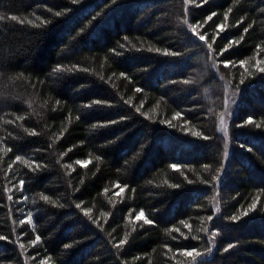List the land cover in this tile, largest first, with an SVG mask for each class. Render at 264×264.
<instances>
[{
  "label": "trees",
  "instance_id": "trees-1",
  "mask_svg": "<svg viewBox=\"0 0 264 264\" xmlns=\"http://www.w3.org/2000/svg\"><path fill=\"white\" fill-rule=\"evenodd\" d=\"M260 68L264 0H0V264H264Z\"/></svg>",
  "mask_w": 264,
  "mask_h": 264
},
{
  "label": "rangeland",
  "instance_id": "rangeland-1",
  "mask_svg": "<svg viewBox=\"0 0 264 264\" xmlns=\"http://www.w3.org/2000/svg\"><path fill=\"white\" fill-rule=\"evenodd\" d=\"M225 99H226L225 100V110L223 113L224 114L223 115L224 125H223V127L221 126V128H222L225 140H226L225 142H227V143H225L227 145V150L229 151L230 141H229L228 125H229V122H230V120H231V118H232V116H233V114L237 108V104H238V93L236 91H233L231 89L230 85L226 86V98ZM24 215H26V220L29 222V224L31 226H34L33 220H32L30 213L27 209L25 210ZM199 256L208 257V256H205L204 253H200Z\"/></svg>",
  "mask_w": 264,
  "mask_h": 264
},
{
  "label": "snow or ice",
  "instance_id": "snow-or-ice-1",
  "mask_svg": "<svg viewBox=\"0 0 264 264\" xmlns=\"http://www.w3.org/2000/svg\"><path fill=\"white\" fill-rule=\"evenodd\" d=\"M186 2H188V0H186ZM205 2H207V0H205ZM58 14H59V13H58ZM12 19H16V17H12ZM209 19H211V17H209ZM184 22H185V23H188L187 20H185ZM190 28H191V30H192V32H193L194 34H197L196 27L190 25ZM199 39H200V40H204L205 37H204L203 35H200V36H199ZM209 47H211V45H209ZM166 54H167V53H166ZM241 63L243 64L244 62H241ZM259 71L264 72V68H260ZM246 123H252V120L249 119L248 121H246ZM223 125H224V118H223V116H222V117H221V126L223 127ZM257 127H259V125H257ZM31 134H35V133L33 132V133H31ZM17 159H20V158L17 157ZM77 163H78V164H81L82 166H86L87 163H90V161H77ZM172 167L175 168L176 166L173 165ZM121 191H123V189H121ZM9 199H11V197H9ZM42 199H44V200H48L49 198H48L47 196H43ZM253 207H254V205H253ZM246 214H247V213H245V215H246ZM135 219H136V220H143V222H144L145 224H152V223H153L150 219H148V218L144 215V213H143L142 211H141L139 214H137V216L135 217ZM209 219H211V217H209ZM233 219H237V218H236V217H233ZM0 239H5V237H0ZM37 240H39V237H37ZM126 243H127V237H125L124 239H121V240L115 245V247L119 248V247H121L122 245H124V244H126ZM231 247H233V245H229V246H228V248H231ZM227 250H228V249H225V251H227ZM186 254L189 255V256H191V255H192V252H187ZM196 255L199 256L200 253L197 252Z\"/></svg>",
  "mask_w": 264,
  "mask_h": 264
}]
</instances>
